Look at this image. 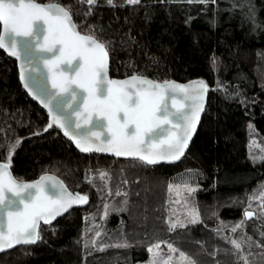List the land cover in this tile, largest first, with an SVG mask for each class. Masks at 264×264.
<instances>
[{
    "label": "trees",
    "instance_id": "trees-1",
    "mask_svg": "<svg viewBox=\"0 0 264 264\" xmlns=\"http://www.w3.org/2000/svg\"><path fill=\"white\" fill-rule=\"evenodd\" d=\"M59 2L80 9L74 19L81 31L96 24L104 39L114 41L111 76L135 72L161 81L202 78L209 85L207 106L188 151L175 164L84 152L61 129L36 134L48 124V115L26 94L15 60L0 48V159L6 158L9 142L23 137L12 156L17 179L50 172L71 190L89 196L85 207L72 209L50 226L41 225L42 239L35 244L1 253L0 264H142L149 258L148 245L157 241L173 244L196 264H245L224 239L221 222L241 219L248 195L264 185V161L254 163L249 154L253 138L264 145V0L207 5L140 0L135 6L116 0L115 7L99 0L86 22V4L81 8L76 0ZM183 181L199 185L192 199L201 219L170 231L168 184ZM251 220H246L242 237H251L252 244H245L244 251L248 264H264V223ZM97 231V240L107 247L90 245L85 255L84 236L91 238ZM124 239L129 246H117Z\"/></svg>",
    "mask_w": 264,
    "mask_h": 264
},
{
    "label": "snow or ice",
    "instance_id": "snow-or-ice-1",
    "mask_svg": "<svg viewBox=\"0 0 264 264\" xmlns=\"http://www.w3.org/2000/svg\"><path fill=\"white\" fill-rule=\"evenodd\" d=\"M106 2L108 6H118L116 0ZM179 2L207 5L215 0ZM76 3L81 8L86 4V22L99 0H76ZM139 3L140 0H124L125 5ZM74 8V4L59 0H0V48L17 58L24 88L48 110L49 122L44 129H37L36 134L56 125L84 152L95 149L117 156L136 157L147 164L178 160L197 130L208 83L202 78L187 83L161 81L135 72L123 79L111 77L110 50L114 41L104 39L103 28L96 24L87 25L86 30L81 31V24L74 19L80 9L74 11ZM252 15L250 13V18ZM215 62L214 56L213 64ZM252 127L249 123V129ZM22 140L23 137H18L15 142H9L6 158L0 159V251L41 240V222L50 226L57 216L73 205H82L89 200L88 194L69 190L65 181L54 173L43 172L35 180L17 179L11 170L12 156ZM254 141L255 138L249 142V154L254 163L257 159L264 161V154H252ZM106 174L103 170L99 173L101 177ZM85 179L91 177L86 175ZM198 187L189 182L181 185L169 182V203L173 190L180 196L184 191L194 194ZM253 200L259 201L258 207L264 212V185L260 186L258 195L254 190L249 196V205ZM183 203L189 205L187 197ZM104 208V216H107L108 204ZM168 211L170 231L201 219L195 204L185 209L188 218L184 220L180 217L172 219L175 212L173 209ZM243 215L250 218L257 212L245 207ZM243 224L244 220L234 224L233 231ZM216 231L219 233L220 229ZM261 235L264 236V232ZM100 236V231L91 238L84 236L85 255L90 245L100 249L107 247L97 240ZM224 239L233 246L237 261L248 264L249 254L244 251V246L251 247L252 238L237 239L225 235ZM161 243L166 242L148 245L151 254L148 264H159L161 259L162 264H171L173 256L161 257ZM117 246L128 247L129 241H118ZM260 247L264 248V245ZM168 248L173 253L177 251L171 243ZM180 258L185 264H196L187 253L180 252Z\"/></svg>",
    "mask_w": 264,
    "mask_h": 264
},
{
    "label": "rangeland",
    "instance_id": "rangeland-1",
    "mask_svg": "<svg viewBox=\"0 0 264 264\" xmlns=\"http://www.w3.org/2000/svg\"><path fill=\"white\" fill-rule=\"evenodd\" d=\"M18 146L19 145H17V147L14 149V152L17 150ZM249 151H250V148H249ZM251 152H252L253 155H256V156H260V155L264 154V145L259 141V139L257 137H256L254 143L251 146ZM257 152H259L260 154H257ZM184 182H187V181L173 182V184L174 185H181ZM255 193H256V195L259 194V192H255ZM192 195L193 194H187L186 191H184V192H182V194L180 196H177L176 195V190H173V192L171 193L172 201H171V204L169 206V209H173L174 212H175V215H173L171 217L172 219H176L177 217H180L181 220H184L185 218H188V213H187V211H185V209L188 206H190L191 204H194V201L192 199ZM250 195L251 194L248 195V199H249ZM184 197L188 198L189 205H185L183 203ZM177 201H179V203H177ZM254 202H257V203L254 204ZM258 205H259V201L258 200H253L251 205H247L246 206V207H248V209L250 211H256L257 212L256 216H253V217H250V218H245L244 215H242V218L237 220V221H232V222H228V223L227 222L221 223L222 224L221 225L222 235L223 236L227 235L229 238L235 237V238L238 239L237 234L242 231V235L241 236L239 235L240 238H241L243 236V234L245 235V233H247V230L245 228L247 226L246 225V220L247 219H252L251 221H253L255 223H258V222L264 223V212L260 211ZM168 216H169V211H168ZM241 220H244L243 226L240 227V228H237L235 231H233V225L236 224L237 222L241 221ZM198 221H196V222H198ZM189 223H191V222H189ZM189 223H187V224H189ZM187 224H185V225H187ZM161 242H166V241H161ZM168 244L169 243H167V242L166 243H161V245H160L161 257H165V256L171 255V256H173V260L171 261V264H185V262L180 258V251H175L174 253L171 252L169 250V248H168ZM150 257H151V254L149 253L148 260H146L142 264H148V261L150 260ZM159 264H162V259L159 262Z\"/></svg>",
    "mask_w": 264,
    "mask_h": 264
},
{
    "label": "water",
    "instance_id": "water-1",
    "mask_svg": "<svg viewBox=\"0 0 264 264\" xmlns=\"http://www.w3.org/2000/svg\"><path fill=\"white\" fill-rule=\"evenodd\" d=\"M0 27H2V26H0ZM2 50H3V52L6 54V55H8L9 57H11L12 59H14L15 60V63H16V67H17V71H18V77H19V81H20V83H21V85H22V87H23V89H24V91L26 92V94L34 101V102H36L39 106H41L45 111H46V113H47V115H48V122H49V114H48V110H47V108H45L44 107V105H42L40 102H39V100H37L36 99V97L35 96H33L26 88H24V86H23V82L20 80V65H19V61L17 60V58L16 57H14V56H12L10 53H8L4 48H1ZM110 63V62H109ZM110 66V65H109ZM109 75H110V72H109ZM130 75H132V74H130ZM130 75H126V76H130ZM111 76V75H110ZM146 76V75H145ZM111 77H114V78H119V79H123L125 76H123V77H115V76H111ZM169 80H176V79H169ZM176 81H178V82H180V83H187L188 81H181V80H176ZM48 86H50V85H48ZM37 87V90H40V86L39 85H37L36 86ZM207 100H208V91H207V93H206V95H205V106H204V109L202 110V112H201V117H200V121H201V118H202V115H203V113H204V111H205V109H206V106H207ZM200 121L198 122V125H197V130H198V127H199V125H200ZM52 127H55V128H58V129H60L58 126H56V125H53ZM83 127V126H82ZM62 131H63V129H61ZM197 130H196V132H197ZM64 132V131H63ZM196 132L193 134V137H192V139H191V141H190V143H189V146H188V148L186 149V151H185V153H184V155L186 154V152L188 151V149H189V147H190V145H191V143H192V141H193V139H194V137H195V135H196ZM70 138V137H69ZM90 153H95V154H100V155H106V156H110V157H114V158H117V159H137V160H140L139 158H136V157H125V156H117L115 153H107V152H101V151H97V150H95V149H93L92 151H90ZM183 155V156H184ZM183 156L182 157H180L178 160H175V161H159V162H157V163H155V164H151V165H171V164H175V163H177V162H179L182 158H183ZM141 161V160H140ZM143 162V161H142ZM56 175V174H55ZM58 176V175H57ZM40 177V175L38 176V177H36L35 179H38ZM35 179H32V180H35ZM62 179V178H61ZM69 190H71L70 188H69ZM72 192H75V191H73V190H71ZM88 202H89V200L85 203V204H82V205H73L72 207H71V209L70 210H67L65 213H63V214H61V215H59V216H57L56 218H55V220L52 222V223H54L55 221H57L58 219H60V218H62L63 216H65L69 211H71L72 209H74V208H83V207H85L87 204H88ZM41 225H48V224H46L45 222H41ZM36 243V242H35ZM35 243H30V244H27V245H31V244H35ZM19 246H23V245H17V246H13L11 249H9V250H2V251H0V254L1 253H5V252H8V251H11V250H13V249H15V248H17V247H19Z\"/></svg>",
    "mask_w": 264,
    "mask_h": 264
}]
</instances>
